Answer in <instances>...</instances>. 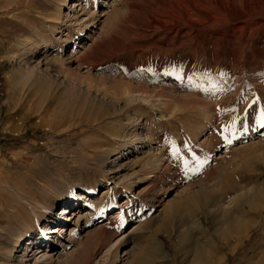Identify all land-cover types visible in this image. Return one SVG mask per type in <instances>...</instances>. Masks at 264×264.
I'll list each match as a JSON object with an SVG mask.
<instances>
[{
  "label": "rangeland",
  "instance_id": "rangeland-1",
  "mask_svg": "<svg viewBox=\"0 0 264 264\" xmlns=\"http://www.w3.org/2000/svg\"><path fill=\"white\" fill-rule=\"evenodd\" d=\"M218 1L0 0V264H247L264 222V19L250 30ZM71 190L83 218L50 223ZM44 225L50 247L25 251Z\"/></svg>",
  "mask_w": 264,
  "mask_h": 264
},
{
  "label": "bare ground",
  "instance_id": "bare-ground-1",
  "mask_svg": "<svg viewBox=\"0 0 264 264\" xmlns=\"http://www.w3.org/2000/svg\"><path fill=\"white\" fill-rule=\"evenodd\" d=\"M67 1L68 0H66V2L63 4L64 6H66L67 5ZM73 1V0H72ZM69 3V2H68ZM218 3H225L226 5H229V6H232L231 7V11L233 10V9H236V10H234V13H235V15H237L236 17H234L235 19H239L240 21H242V22H244V23H248V29H250V30H252L251 28L252 27H257L258 29H261L262 27H263V22H261V24L260 25H257V21L258 22H260V21H262L263 19H264V0H233V1H230V0H219L218 1ZM64 6H63V8H64ZM62 7V6H61ZM68 8V7H67ZM242 9H244V10H242ZM61 10V9H60ZM60 10L58 11V12H60ZM62 11V10H61ZM230 12V11H229ZM61 13V12H60ZM232 15V14H231ZM227 17H224V20H226V21H224L223 20V18H222V22H220V25H225V24H227V23H232L233 24V22H234V18H231L230 16H228V15H226ZM238 20V21H239ZM238 21H237V23H238ZM239 21V22H240ZM235 23V22H234ZM230 25V24H229ZM236 26V25H235ZM235 26L233 27V28H227L228 29V33H231V31L232 30H235L236 28H235ZM244 28H245V26H244ZM244 28H240L241 29V31L244 29ZM256 30V29H255ZM233 34V33H232ZM252 39V38H251ZM48 48V47H47ZM47 48H45V49H47ZM35 50H37V49H34V51ZM33 51V50H32ZM38 51H39V49H38ZM37 51V52H38ZM43 50H41V52H42ZM40 52V53H41ZM31 53V52H30ZM29 53V54H30ZM31 55V54H30ZM30 55H28V56H30ZM33 55V54H32ZM51 58V57H50ZM53 59V58H52ZM51 59V60H52ZM55 61H56V59H54ZM54 61V62H55ZM80 65H84L83 63H80ZM123 83V82H122ZM125 87V86H124ZM131 88V87H130ZM143 88V87H142ZM132 89H133V87H132ZM131 90V89H130ZM139 90V89H138ZM123 91V90H122ZM122 91L120 92L121 94H122ZM140 91V90H139ZM144 91V90H143ZM116 92H118V91H116ZM115 92V93H116ZM145 92H146V90H145ZM145 92H142V93H139V94H137V96H136V94H132L131 93V91L128 93V91L126 92V93H124V94H122V96H121V94L120 93H118V94H116V98H117V96H118V98L117 99H112V98H109V95L107 94V96L106 97H108L109 98V100L111 101V100H113V101H115L116 102V100L118 101V102H120V100H121V102L122 101H124V102H130V101H132V102H130V103H132V104H134L135 102H134V99H137V98H140V100H145V103L146 102H148V103H150V101H147V98H148V100H150L149 98H150V95H149V97H148V94L147 93H145ZM148 92V91H147ZM111 93V92H110ZM115 93H113V94H115ZM106 94V93H105ZM112 94V93H111ZM112 94V95H113ZM120 94V95H119ZM112 95H110V96H112ZM156 95V94H155ZM106 97H105V99H106ZM114 97V96H113ZM159 99V98H158ZM107 100V99H106ZM106 100H105V102H106ZM109 100H107V102H109ZM137 101V103L139 102L138 100H136ZM155 101V103H153ZM152 103L153 104H151L152 105V108H154L156 105L155 104H158V103H156V101H159V100H154ZM134 102V103H133ZM160 102V101H159ZM113 103V102H112ZM107 104V103H106ZM115 104V103H114ZM117 104V103H116ZM127 103H125V105H126ZM129 104V103H128ZM105 105V104H104ZM119 105V104H118ZM137 105V104H136ZM106 106H108V105H106ZM121 106V105H120ZM127 106V105H126ZM131 106V105H130ZM159 106V105H158ZM103 107V106H102ZM111 107V106H110ZM115 107V106H114ZM118 107V106H117ZM129 107V106H128ZM119 108V107H118ZM124 108V107H123ZM126 108V107H125ZM157 108V107H156ZM156 108H154V109H156ZM112 109H113V107H112ZM117 109V108H116ZM116 109H114L113 111L111 110H109L108 112H106L104 115H107V116H109L110 114H112V115H115L116 113H118L117 111H118V109L116 110ZM158 109V108H157ZM121 110V109H120ZM124 110V109H123ZM122 112V111H121ZM100 116V115H99ZM106 116V118H109V117H107ZM116 116V115H115ZM105 117V116H104ZM103 117V118H104ZM113 117V116H112ZM96 119V121L97 120H99V119H101V118H95ZM111 119V118H110ZM103 121V120H102ZM114 130V129H113ZM122 150V149H121ZM127 150V149H126ZM130 150V149H129ZM137 151V150H136ZM119 152V151H118ZM134 153L135 152V150L134 151H128V152H125V151H123L122 153H121V155H120V157H122V156H124L125 154H130V153ZM118 155V154H117ZM117 158V157H116ZM115 158V159H116ZM123 167V166H122ZM122 169H124V168H122ZM121 169V170H122ZM120 169H117L116 170V172H118ZM120 176V175H119ZM118 176V177H119ZM151 177H153V174H150V173H146L145 175H143V176H139L138 178V180H137V182H144V181H146V180H150V178ZM120 179H123V178H121V177H119ZM135 184V183H134ZM137 186V185H136ZM259 188V187H258ZM251 190V189H250ZM63 196V195H62ZM79 195H76V193L73 191V190H71V192L67 195V200H64V199H62V202H64V207H62L61 208V211L60 212H54V214L52 213L53 211H50V208L49 207H46L45 205H43V204H41V203H39V202H37L38 203V205H39V207H41V208H44V209H46V210H48L49 211V213H52V215L50 216V219H49V221H50V223H55V222H61L62 221V219H60L57 215L60 213V215L61 214H66V213H68V215H71L74 219H75V223L76 224H78L79 222H80V220L83 218V215L81 214V213H79V211H77L76 209L77 208H80V207H82V202L80 201V198L78 197ZM257 196V195H256ZM84 198H86L85 196H83V198H81V199H84ZM246 201L249 203V205H250V207L251 208H253L254 210H259V207L261 206L262 208H264V202L263 203H260L261 205L259 206L258 205V203H257V198H255V197H251L250 195L249 196H246ZM244 199V198H243ZM263 199V198H262ZM124 202H127V200H125ZM84 203V202H83ZM91 203V202H90ZM87 205V204H86ZM242 206H244L243 204H242ZM259 206V207H258ZM241 208V207H240ZM111 209V208H110ZM56 210V209H55ZM33 212H34V214L36 215V221H39L40 222V219H41V215L39 214V209L37 208H34L33 209ZM72 213V214H71ZM73 213L75 214L74 216H73ZM42 214V213H41ZM168 214V213H167ZM71 217V218H72ZM193 222V224H196V225H199V220H193L192 221ZM239 222V221H238ZM48 224V223H47ZM260 231H261V233H260V242L261 243H259L260 245H258V247H257V249H255V250H253V252L252 253H250V255L248 256V257H246V256H244L243 258H246V262H247V264H264V222H261L260 224ZM27 229V228H26ZM32 228H30V230H31ZM41 229H42V234H41V237H40V239L38 238V240L37 239H33V238H26V237H24L25 236V233L24 234H21V236L18 238V243L19 242H22V241H25V251H33L35 248H39V251H47V250H45L46 248H49L50 247V244H46L45 246H46V248L45 249H42V244H43V242H48V241H51V237L49 236V233H55L56 231H59V230H57L56 228H55V226H53L52 228L51 227H49L48 225H44V227H41ZM73 229L74 228H72L71 230L73 231ZM32 231V230H31ZM34 231V230H33ZM27 232H28V230H27ZM71 232V231H70ZM73 234V233H72ZM52 235V234H51ZM58 240V239H57ZM74 240V239H73ZM89 241V240H88ZM18 243H16L15 244V248L14 249H16V247L19 245ZM63 244V243H62ZM83 245H85V244H83ZM158 245L160 246V249H162L163 247V245L161 244V243H158ZM157 245V246H158ZM64 246V245H63ZM70 247V246H69ZM252 248H253V246L251 247V250H252ZM68 249V248H67ZM158 249V248H157ZM254 249V248H253ZM16 251V250H15ZM159 251V250H158ZM126 252V251H125ZM79 253H80V255H84V253H86V251L84 252L83 250L82 251H79ZM27 255H29V254H26V253H24L22 256H23V258H21L20 260H13V259H10V261L9 262H7L6 264H27V260H26V256ZM245 255H247V254H245ZM14 256V255H13ZM85 256V255H84ZM83 258H85V257H83ZM69 262V261H68ZM116 261H114L113 263L114 264H116L115 263ZM51 263V262H50ZM240 263V262H239ZM243 263V262H242ZM245 263V262H244ZM69 264V263H68ZM241 264V263H240Z\"/></svg>",
  "mask_w": 264,
  "mask_h": 264
},
{
  "label": "snow or ice",
  "instance_id": "snow-or-ice-1",
  "mask_svg": "<svg viewBox=\"0 0 264 264\" xmlns=\"http://www.w3.org/2000/svg\"><path fill=\"white\" fill-rule=\"evenodd\" d=\"M253 103H256V101H253ZM251 107V105H250ZM261 124L264 126V109L261 110Z\"/></svg>",
  "mask_w": 264,
  "mask_h": 264
}]
</instances>
